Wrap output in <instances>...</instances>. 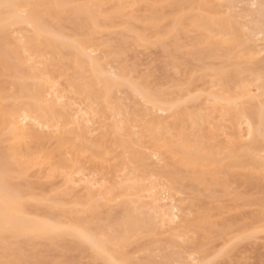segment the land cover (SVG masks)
<instances>
[{
  "label": "bare ground",
  "instance_id": "obj_1",
  "mask_svg": "<svg viewBox=\"0 0 264 264\" xmlns=\"http://www.w3.org/2000/svg\"><path fill=\"white\" fill-rule=\"evenodd\" d=\"M215 1L0 0V264H76L78 259L73 254L76 251L78 257L89 256L91 262L133 264L124 250L127 235L151 229L153 222L140 216L128 219L118 236L124 239L121 241L124 245L114 243L115 237L107 234L98 220L100 211H105L101 209L106 206L100 201L111 203L114 200L118 195V182H112L116 185L114 190L112 185V188L106 186L105 192L100 193L103 191L100 190V194H96L90 187L94 182L89 181L84 184L87 185L86 194L78 195L75 201L73 198L71 204L66 201L65 193L70 194L68 189V192H62L53 184L49 185L50 179H57L61 174H64L65 184L71 185V177L85 169L80 163L84 156L92 158L91 163L95 161L96 166L105 164L106 172L117 178L118 168L122 165L124 168L127 161L140 164L143 157L137 151L142 144L140 140L144 142L145 138V145L152 146L154 152L163 156L165 152L171 154L165 156L166 160L171 159V164L166 163V167H196L197 170L192 169L196 171V178L200 177L199 181L196 179L198 183L205 181L201 173L197 176L198 169L204 167L208 172L204 168L202 174L205 177L212 174L215 178L222 170H227L223 171L224 177L226 174L236 176L232 170L246 165H253L255 170L264 169V156L257 149L258 154L255 149L244 147L241 131V125L246 124L248 136L264 141V134H261L264 125V100L261 99L264 96V58L257 60L254 57L262 50L256 39L253 40L252 30L232 16L234 13L222 15L223 11ZM260 2L263 21L261 18L262 25L259 23L258 27L264 34V1ZM140 46L160 48L167 57V60L163 57L167 62L165 68L162 67L168 73H180L179 77L181 73H187L188 76L182 77L190 79L195 65H200L195 71L196 74L199 72L198 80L205 87L202 86V93L198 95L188 92L192 95L189 100L200 99L204 105H214V113L216 108L217 113L221 112L220 115L216 113L217 119L214 115L213 120L210 117L207 124L202 123L203 118L193 115L196 109H192L195 108L192 104H185L180 93L179 98L175 97L177 92L186 89L187 81L184 84L182 77L179 82L183 81V84H172L174 80L170 78L172 86L164 85L167 90L165 87L160 90L158 78L159 85L155 87L154 84L150 87L151 80L147 82L149 75L140 74L141 77L135 79V71L127 64L125 56ZM95 52H100L101 56H95ZM109 63L117 64H114L113 72L108 68ZM164 73V82L169 83L168 77H173L174 73L170 76ZM254 81L259 83L255 82L259 92L255 96L251 90ZM122 89L129 90L136 99L140 98L141 104L146 101L149 108L143 113H148L130 111L122 98L117 97ZM172 96L174 100L169 99ZM72 97L81 99L86 105L85 110L73 107L77 102L73 103ZM159 112H169V115L160 113L159 116ZM218 118L220 122H212ZM94 121L101 130L97 129L101 133L97 138L91 137L95 131L89 126ZM199 121L203 125H198ZM221 121L232 122L235 127L233 137L222 139L213 132L214 128L210 131L212 128L208 124L216 125L214 127L219 130L217 125L219 123L220 127ZM137 126L142 137L138 131L133 133ZM199 127L201 133L196 132L199 137L205 132L201 138L194 134ZM233 127L230 125L231 130ZM135 134L140 138V144L135 142L138 139L134 138ZM90 159L86 161L90 162ZM171 166L165 168L170 173L164 169L163 173H167L169 177L166 175V178L171 183H179L182 176L172 173ZM36 169L39 174L33 180ZM140 169L136 168L137 172H141ZM213 176L206 179V184L207 180H210L209 185L219 180L216 181L218 185L228 187L223 185L224 177L221 178L225 181L219 176L213 180ZM260 202L264 209V202ZM209 210L197 211L196 226L185 219L184 228L191 232L193 227L195 230L204 228V231L207 227V233L209 226L215 229L209 221ZM256 219L264 221V211ZM39 246L44 252H54V256H46L49 252L44 254ZM145 264L156 263L148 261Z\"/></svg>",
  "mask_w": 264,
  "mask_h": 264
},
{
  "label": "rangeland",
  "instance_id": "obj_2",
  "mask_svg": "<svg viewBox=\"0 0 264 264\" xmlns=\"http://www.w3.org/2000/svg\"><path fill=\"white\" fill-rule=\"evenodd\" d=\"M230 1L232 3L229 4ZM261 1H264V0H261ZM215 2H217L216 6L220 7L221 11H223L222 15L227 16V15H231L234 13L232 16H235V18L238 19V21H240L242 25H245L244 27L252 30V33L254 34L253 38L255 36V38L253 40L256 39L255 42L258 43V47L262 50L261 54L260 53L258 54L259 56L256 55L254 57L256 59L258 57L264 58V44H263L264 43V34L261 33L260 29H259L260 24H261V22H260L261 18L263 21V16L261 17V15H263V14L261 13V9H262L261 6L262 5L260 4L261 3L260 0L259 1L258 0H234V1L233 0H228V1L227 0H216ZM226 5L228 6V7H226L227 9H225ZM228 10L230 13L228 12ZM140 47H142V48H140ZM140 47H138L137 49H133L132 50L133 52H130L131 51L130 50L128 52V54H126V56H125V59L128 61L127 64H129L130 67H133V69L135 71L134 73L138 77L137 78L136 75L133 74L135 79H139L141 77L140 74L143 76L149 75V76H146V77H148L146 80H147V82L151 80L150 82L152 83V85L150 83V87L153 86V84H154V87H155V85L158 86L160 83V85L158 86V87L161 86L160 90H162L164 87H165V90H167L166 88H167L168 84L170 85V87L172 86L170 84L172 82L170 80V78H173V80H174V83L172 82V84H183V81H182V83L179 81H181L182 75L188 76V74L187 73H183V74L181 73V77H179L180 73L178 74L175 71L174 72L170 71L172 73H168V70H166V69L164 70V68H165L164 65H165V62H167L166 61L167 57H166L165 53H163V51L160 48L155 47V46H151V47L148 46L147 48H145L144 46H140ZM134 51H136V53H134ZM158 53L159 54L162 53V55H159ZM135 54H137V55H135ZM94 55L99 57V56H101V53L95 52ZM161 57H162V59H159ZM163 57H165L166 60H165V58L163 59ZM107 62H109V60ZM195 63H198V62H195ZM195 63H193V67H194ZM110 64L111 63H109L108 68H110L111 71H112V69L114 71L117 64L116 63H113L111 65ZM114 64H116V65H114ZM198 64H200V63H198ZM198 66H200V65H197V66L195 65V69L193 70V73L191 72L193 74V77L190 76L193 79L192 80L190 78L192 82L190 81L189 77H187V79H186V76L182 77L184 79V84L187 81V85L184 86L186 89L183 90L182 92H177L175 97L179 98V96L182 95L184 98H182V96H181L180 99L181 100L183 99L185 101L184 102L185 104H187V105L192 104L195 107V108H192V109H194V111L196 109V111L193 112V115L195 116V118H196V116L203 118L202 119L203 122L202 121L201 122L207 124L206 120L210 121L214 115H215V119H217L216 116L219 114L220 111H218V113H217L216 107H220V105L219 106L215 105L216 106L215 107L216 112L214 113V110H212V109H214V107H213L214 105L212 106L213 108L210 107L211 104L208 105L205 103L206 105H204L203 102L200 101V99L196 100V101H192L193 103L190 102L189 97H192V95L194 96V94L198 95L201 92L202 88L205 87L204 83H202L201 80H198L199 75L197 76V74H199V72L196 74V71H195L196 69L198 70V68H196ZM199 69H200V67H199ZM194 71H195V73H194ZM164 72H167L169 74L168 76H170V74L172 75L173 73L174 74L176 73V75H175L176 77L173 74L172 75L173 77H168L169 78L168 80H170V81H168L169 83L166 82L167 81L166 79H165L166 81L164 82L163 78H166V76L163 77V75H165ZM167 73H166V75H167ZM191 73L189 75H191ZM143 76H142V78H143ZM152 76H153V79H152ZM174 77L178 78L179 80L175 79ZM157 78L160 79V81ZM156 80H157V82H155ZM161 80H163V81H161ZM137 81L139 82V80H137ZM141 81H142V79H141ZM158 81H159V83H158ZM188 82L189 83L191 82L190 85L188 84ZM255 82L256 81L251 83V85H252L251 90H252L254 96L259 94L258 90L256 89V86H257L256 83H258V82H256V83ZM164 85H167V86H164ZM170 87L168 86V88H170ZM126 90L127 89H125V90L122 89L119 92L120 94L118 93L117 97L122 98V100L124 101L123 103L127 106V108H129L130 111H134V110L136 111L137 110V112L139 111L140 114L148 113V112L143 113V110L147 111V107L149 108V105H147L146 101H144V99H142V101H144L142 103L143 104L142 105L140 98H139L140 100L136 99V97H134V94H132L129 90H127V91ZM156 90H157V88H156ZM126 92H127V94H126ZM188 92H190V94H192V95L189 96L190 94ZM179 93H180V95H179ZM121 94H122V97L120 96ZM131 95H133V97H131ZM125 97H126V99L124 100ZM173 97L174 96L170 97L169 99L172 98L174 100L175 97L174 98ZM263 97L264 96H262L261 99L264 100ZM68 98H70V96ZM72 98H73V103L77 102V103L73 104V107H77L79 110H85L84 107H86V105L81 99H79L78 97H72ZM125 101H127L128 103ZM131 101H132V103H131ZM139 102H140V104H139ZM145 104H146V108H145ZM135 105L137 108L135 107ZM142 107H143V109H142ZM190 107L191 106H188L187 108L189 109ZM222 107L223 106H221V108ZM139 108H141V109H139ZM207 108H208V110H207ZM74 109H76V108H74ZM192 109L191 108L189 109L191 111L190 113H192ZM140 110H142V111H140ZM218 110H220V109H218ZM197 112L199 113L200 116L196 115V114H198ZM160 113L163 116H166L167 113H168L167 115H169V112H167V113L163 112V114H162V112H159V116H160ZM216 113H217V115H216ZM151 116H153V115H151ZM155 116H157V115H155ZM210 117H211V119L208 120ZM243 121H245V120H243ZM95 122H97V121L90 122L93 127L91 126V124H89L90 129L94 128V131H95L94 132L95 134H93V135L91 134L92 138H95L97 135L101 134L99 132L100 129L97 126V123H95ZM201 122L198 123V125L202 124ZM212 122L217 123L220 121L218 118V120H216V121L214 120ZM228 124H229V126H226ZM218 125H219V123H218ZM218 125H217V127L219 130H217V128H215L216 125H214L215 126L214 127L213 125L211 126V124H208V126H210V129L212 128L211 130L210 129L209 130L212 131L214 128L213 132L216 131L217 135L218 134L221 135L220 137L222 139L229 138L230 136L233 137L232 134L235 132V127L232 126L233 125L232 122H229V121H223L222 122L221 121L220 127ZM230 125H231V127L234 128V130H231ZM243 125L244 126L241 125V127H242L241 131L243 133L242 138H244V139L243 140L241 139V140L243 141L242 143L244 144V147L245 148L250 147V148L255 149V153H256V149H257L258 153L260 155L264 156L263 155L264 154V141L261 138L259 140L255 139L254 138L255 136L254 137L248 136L247 135V128L245 129V126H247V125L246 124H243ZM204 126H207V125H204ZM95 128H96V130L97 129H99V130L96 131ZM136 128L133 129L134 130L133 133H136L138 130L140 131L139 127H138L139 129L138 128L136 129ZM200 129H201V127H199V129L194 131L195 132L194 134L198 137H199V135L196 134V132L198 131L201 133ZM209 130H208V132H210ZM97 132H98V134H97ZM204 134H205V132H204ZM204 134L203 133L200 134L199 138H201ZM211 134H212V132L209 135H211ZM138 135H139V137L141 136L140 132L138 133ZM138 135H136L137 137L135 136L134 138H138ZM111 138L113 139L115 137L112 136ZM256 138H258V137H256ZM139 139L140 138L136 139L135 142L138 143ZM141 139H143V138H141ZM149 140L150 139H148V141ZM140 141L143 144L145 142V138H144V142H143V140H140ZM146 141H147V139H146ZM251 141H252V143H251ZM149 142L152 143V141H149ZM151 143H149V144H151ZM138 144H140V142ZM142 144H141V146H142ZM144 145H145V143L143 144V147L140 146L141 147L140 148L138 146L139 147L138 148L135 146V148L139 149L137 152L139 154H141V156L143 158H145V162L147 161L146 162V168H145V162H144L143 158H142L139 165L136 163H135L136 164L135 165V164H133V162H131L133 164L132 165L131 163H129L130 161L126 160L127 163L124 165L125 166L127 165V166L126 167L124 166V168H122L123 165L122 166L120 165L121 171L118 168V170H119L117 172L118 177L116 178V176L114 177L111 174H108L106 172L107 167L105 169V167H104L105 164L104 165L101 164L103 167L102 168L101 165L99 166V164H98L101 162L98 161V163H97L98 165L96 166L95 161L93 163H91V161H93V160H91L92 158L90 159V157L86 158L84 156L80 159V161H81L80 163H82L81 166H83V168H85V169L82 168L84 170V171H82V173H80L79 175L78 174L73 175L74 177L73 176L71 177V178H73V183H71V185H70V183L65 184L64 174L59 175V177L57 176L56 177L57 179H55V177H54V179H50L48 181L49 185L53 184L52 186L55 189H58L60 191L63 190L64 192H68V190H69V193L72 195L67 194V193H65V194H66V201L68 202V204H71V202H73V201H71L73 198H74L73 200L75 201V200H77V199H75V197H77L78 195L82 196V195L86 194L87 190L85 189L86 188L85 186H87V185L84 186V184L88 183L89 181L91 184L94 182L93 186H90V187L93 190V192L96 194H100V193L105 192L106 188L111 187V185H112L113 190H114L116 185H114L112 182H114V183L118 182L117 186H116L117 191H118V192H116V194H118V195L114 198V200L111 201V203L107 202L106 200L100 201V202H102V204H106V206L104 209H101V210H105V211L104 212L100 211L101 212V215H100L101 218H100V220H98L99 225H102L103 228H105L104 230H106L107 234H109V235L112 234L111 236L115 237L114 240L116 242H114V241L113 242L115 244H118V245H119V243L124 245V243L121 242L124 239H122V237L120 238L118 236H121L119 233H121L123 231V229L125 228V223L128 219L134 218V217L137 218V216H140V218L143 217L145 219H146V217H148L147 219H150L149 221L153 222L151 229L149 228L150 230L149 229H146V230L144 229V231L138 230V232H136L134 234L128 233V235H127L128 238L126 240L127 243L125 242L126 245L124 246V250L126 249L125 252L128 253L127 255L133 264H142V263L145 264V263H148V261H152L156 264L157 263L158 264H264V221H259V220L256 221L257 220L256 218H259L261 216L262 211H264V209L262 207H260L261 205L259 204L260 200H262L261 202H264L263 201L264 200V169L262 167L259 168L260 170L259 169L255 170L256 168L254 169L253 165L252 166L246 165L247 167L243 166V168L240 167L241 169L239 167L234 168L236 170H232V171H234L233 173L236 174V176L233 175V177L232 176L229 177L228 174H226L224 177L225 173L223 174V171H225V170H222V174H220L221 173V171H220L219 174L223 175V176H220L218 174V176L220 177L219 179L220 180L225 179L226 181L225 180L224 181L227 182V185L225 182L223 185L228 186V187L223 188V186L221 187L220 185H218L219 183L217 184V182L219 180H216L217 182L214 181L213 182L214 185L211 184V182L209 185L208 183L210 180L209 181L207 180V184H206V179H208V178L211 179V176H213L211 174L212 170L210 172V169H209L211 166L208 167L211 175H209L210 177L206 176L207 178L202 174V170L204 168L206 169V172H208L207 167H204L201 170L198 169L199 172H197V176L199 177L198 174L201 173L202 176L201 175L200 176L202 178L204 177L203 179L205 180L202 183L201 182L198 183L200 177H199V179L196 178V173H194V172H196L195 170H197V169H195L196 167L192 166L195 169L194 170V169H192V167H187V165H185V167L181 168L183 166V165H181V167L178 169H177V167H175L177 169V171L181 170V171L177 172V171H175L176 169L174 168V166L170 165L172 167V169L174 170L172 172V170L170 169V171L172 173H178V175L182 176L181 181H179V183H177L178 181H172V183H171L169 181L170 179L168 180V178H166L167 173H170L168 170L170 166L168 165L169 167H166V165L168 164V162L171 159L166 160L167 157H165L166 155L171 156V154H169L167 152L169 154L168 155L165 152L164 153L165 156H163V154H159L157 152H154V150H153L154 148L153 149L151 148L152 146L149 147V145L147 144L144 147ZM261 149H262V151H261ZM259 150H260V152H259ZM258 153H256V154H258ZM129 157L127 155L128 159H129ZM20 159H21V161L22 160L25 161V159H23V158H20ZM86 159L87 160L90 159V162L86 161ZM83 160H84V162L85 161L86 162L84 163ZM164 160H166L167 162L166 161L163 162ZM142 161H143V163H142ZM169 164H171V163L169 162ZM134 165L138 169L144 167L145 170H144V168H142L143 171H142V169H140L141 172H139V170L137 172ZM188 166H191V165H188ZM254 167H256V166H254ZM165 168H168L167 169L168 172L165 170ZM163 169L167 173H165V172L163 173ZM262 169H263V171H261ZM146 170L150 171L149 174L146 173ZM158 170H160V171H158ZM38 171H39L38 169L33 171L32 179L35 176V178L33 180H35L37 178V176L39 174ZM153 172H155L154 175H153ZM204 172L205 171L203 170V173ZM225 172H227V170ZM156 173L157 174L161 173V174L157 175ZM106 174L108 175V177ZM260 175H261V177H260ZM218 176L216 178H218ZM226 176H228L229 178L227 179ZM106 177H107V180H106ZM138 177H140L141 180L138 179ZM167 177H169V176L167 175ZM213 177L214 178H212V179L215 180L216 179L215 176H213ZM221 177H224V179H222ZM231 178H234V180L233 179L231 180ZM112 179L115 181H111ZM196 179H198V181ZM103 180H106V181L103 182ZM138 180H139L140 184L138 183ZM178 180H179V177H178ZM100 182H102V183H100ZM173 182L175 184L176 183L177 184L175 185V184H173ZM203 183H205V185H208L209 188H208V186L203 185ZM106 186H108V187H106ZM152 186H153V188H152ZM72 187H73V189H72ZM70 190H72V191H70ZM100 190H103V191L100 192ZM69 195H70V197H69ZM101 198H102V196H101ZM155 199H156V201H155ZM107 203H109V205ZM203 204H204V206L206 205L205 206L206 208H204ZM200 206H201V208H200ZM106 208H108V209H106ZM207 208H209L210 210ZM203 209L210 211L209 221L212 223V225L213 224L215 225L214 226L215 229H213V226H209V231L207 233V229H206L207 227L205 228V231L203 230L204 228H201V229L198 228V230L196 228V230H195V227H193L191 229V232H188L187 228L186 229L184 228V226L186 224V221H185V224H183L184 220L185 219H187V221L190 220V221H192V224H195V226H196V217H197V213L199 212L198 210H203ZM173 215H176L177 217H175ZM258 215H260V216L258 217ZM252 217L254 218V220ZM116 233H118V234L116 235ZM117 238H118V241L116 240ZM39 241L42 242L43 239L39 240ZM176 242H177V244H176ZM40 247L41 246H39V250L43 251L44 248H42V247L40 248ZM46 252H49V251H46ZM46 252H44V254ZM51 252L52 251H50L48 253V255L46 254V256L51 257L50 254L51 255L54 254V252H53V254ZM76 253H77V251L75 253H73L74 256H77L76 258L78 259V261L75 262L76 264H92V263L93 264H95V263L101 264V262H99V261H96V262L94 261L95 263L91 262V259H89L90 257L88 256L89 257L88 258L86 254L85 255L82 254L83 256L80 255L78 257V254L76 255Z\"/></svg>",
  "mask_w": 264,
  "mask_h": 264
},
{
  "label": "snow or ice",
  "instance_id": "obj_3",
  "mask_svg": "<svg viewBox=\"0 0 264 264\" xmlns=\"http://www.w3.org/2000/svg\"><path fill=\"white\" fill-rule=\"evenodd\" d=\"M261 134H264V125L261 127Z\"/></svg>",
  "mask_w": 264,
  "mask_h": 264
}]
</instances>
